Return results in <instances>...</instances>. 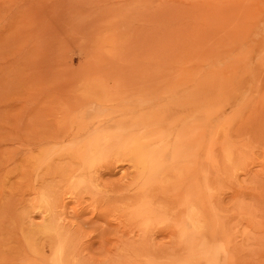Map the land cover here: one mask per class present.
Here are the masks:
<instances>
[{
  "label": "rangeland",
  "instance_id": "374dc122",
  "mask_svg": "<svg viewBox=\"0 0 264 264\" xmlns=\"http://www.w3.org/2000/svg\"><path fill=\"white\" fill-rule=\"evenodd\" d=\"M18 1L0 0L24 6L0 14V264H182L171 223L194 211L215 264H264V0ZM183 83L201 104L181 113ZM140 196L159 213L130 216Z\"/></svg>",
  "mask_w": 264,
  "mask_h": 264
},
{
  "label": "bare ground",
  "instance_id": "6f19581e",
  "mask_svg": "<svg viewBox=\"0 0 264 264\" xmlns=\"http://www.w3.org/2000/svg\"><path fill=\"white\" fill-rule=\"evenodd\" d=\"M18 1V0H17ZM13 2V1H12ZM20 2V0L18 1ZM16 9L15 10H11L9 8L7 9H3V7H0V14H4L6 11H8L10 13V16L11 17H17V18H20L22 16V13H23V9H24V6L23 4H19L15 7ZM9 15V14H8ZM10 26L11 24H8L7 26L4 25L1 29H0V33L4 30H7V29H10ZM6 27V28H5ZM8 27V28H7ZM174 84V83H173ZM175 91L179 92V99L182 98V100L180 99V107L179 108V111L181 113H184V112H188V111H193L194 109H196L198 106H200L201 104V98L200 96L198 95V93L196 92V89H195V85L193 84H188V83H183V84H180L179 87L177 88H174ZM183 90H189L187 93L186 91H184V94H183ZM161 92V91H160ZM176 92V93H177ZM162 94V92L160 93ZM159 92H158V95H160ZM161 97V96H160ZM169 98V97H168ZM158 100V99H157ZM153 101V100H152ZM170 102V100H169ZM171 103V102H170ZM165 106V105H164ZM167 106V105H166ZM169 107H173V106H169L168 105V108ZM213 109V108H212ZM218 109V107H217ZM175 110V109H174ZM216 110V109H215ZM219 110V109H218ZM217 112L220 114L222 113V111H218ZM214 112V111H213ZM156 113V112H154ZM174 113H171L169 114L167 117L168 119V122H170L172 120V116H173ZM164 116V115H163ZM160 118V117H159ZM158 118V119H159ZM156 121V120H155ZM191 125H190V131H196L199 129V127L201 128L203 126L202 122H201V118L200 116H195L192 120H191ZM150 123V122H149ZM154 125V124H153ZM159 124H156V126H158ZM149 127L151 125H148ZM153 127V126H152ZM99 130V129H98ZM97 130V131H98ZM95 132V131H94ZM93 132V133H94ZM92 134V133H91ZM66 135V134H65ZM101 135V134H100ZM61 138L64 137V136H60ZM88 143V142H87ZM89 150V149H88ZM146 152H141L139 153L138 155L135 154L136 156H133L134 160L137 162V163H141L142 164V168H144V170L146 172H148L150 169H147V167H144L146 166L144 164V161L145 159L147 158L146 156ZM136 167V166H135ZM139 167V166H138ZM137 167V168H138ZM196 196H192L193 199V203L195 208L194 210H196L198 208V201L196 200L198 198L199 195L195 194ZM147 196H140L138 198V201H135V202H139L140 204H138L137 206H135L134 208H132V210L130 211V216H143V215H152L154 213L157 214V212L159 213L158 210H156L155 208L152 209V207L149 205L150 201L147 200ZM189 198V197H188ZM189 200V199H188ZM192 200V198H191ZM187 203L188 201L185 200ZM190 201V200H189ZM183 204V203H182ZM192 205V204H190ZM193 207V206H192ZM190 209L189 212H192L193 209ZM190 208V207H189ZM198 210V209H197ZM196 210V211H197ZM195 217L193 219V217L191 216H186L185 218H179V219H173L174 221L171 223V227L173 229H171V232L172 233H169V235H172L176 230H177V233H179L181 236H183L185 239H186V242L185 244L182 246V249L183 251L180 253V255H182L181 259L184 258L187 259V263H190L189 261H192L193 264H197L199 262H197V260L199 259H204L207 261V264H215L214 261L216 260V255L218 254L219 252V248H221L222 244L220 245L219 242H215L216 244L218 245H214L210 240H205V236H202V234L204 235V233H201L202 230H201V225L199 224V216H197V212H193ZM162 216L163 214L160 213ZM158 214V216L160 217L161 215ZM165 214V213H164ZM173 215V214H171ZM193 215V214H191ZM161 216V217H162ZM163 218V217H162ZM166 219V218H165ZM168 220V219H166ZM201 220V219H200ZM166 222V221H165ZM168 222V221H167ZM163 223V222H162ZM161 230H165V226L164 228L161 227L160 228ZM59 228L56 227L55 225V237L58 239V243H57V246L55 248V253H56V250L57 252L59 253V255H62L64 253H67L65 248H66V245L64 244V240H61L60 239V235H59ZM145 239V237L143 238ZM129 243V242H128ZM127 243V244H128ZM130 244V243H129ZM175 247V246H173ZM226 253V251H225ZM165 256H167L169 253H167V251H164ZM185 254V255H184ZM227 254V253H226ZM224 254V255H226ZM70 255V254H69ZM58 256V255H56ZM187 256V258H186ZM57 259V258H56ZM56 261V260H55ZM57 262L58 264H65L64 259L62 260L61 257L58 256V259H57ZM181 261V260H180ZM176 264L177 262H179L178 260L175 261ZM186 262H182V264L186 263ZM201 262V261H200ZM56 263V262H55ZM54 263V264H55ZM68 263V262H67ZM181 264V262H180Z\"/></svg>",
  "mask_w": 264,
  "mask_h": 264
}]
</instances>
